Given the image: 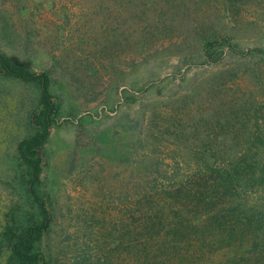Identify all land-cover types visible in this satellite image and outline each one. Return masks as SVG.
Listing matches in <instances>:
<instances>
[{"label":"rangeland","instance_id":"1","mask_svg":"<svg viewBox=\"0 0 264 264\" xmlns=\"http://www.w3.org/2000/svg\"><path fill=\"white\" fill-rule=\"evenodd\" d=\"M193 1L188 11L171 13L174 22L165 26L163 18L146 11L154 26L124 40L112 37L111 29L117 26L114 35H123L131 25L124 22L128 13L111 16L108 0H0V51L31 72L47 71L58 106L48 137L36 150L41 168L36 190L53 212L40 242L46 264H72L83 252L108 250L116 237L112 227L123 213L128 166L142 169L137 140L144 117L154 120L164 108L172 117L180 110L198 113V100L189 105L199 95L205 100L210 76L231 63L251 68L259 59L264 0H239V15L231 14L228 0L206 12ZM155 3L147 2L145 9L168 4ZM215 30L229 32L243 53H255L225 56L216 67L205 64L197 57L201 37ZM253 73L239 85L253 89ZM40 110L38 84L0 68V264H10L4 233L12 220L38 216L27 191L30 170L19 159L17 144L37 131ZM198 119L195 115L190 123ZM239 251L223 249L212 261Z\"/></svg>","mask_w":264,"mask_h":264},{"label":"trees","instance_id":"2","mask_svg":"<svg viewBox=\"0 0 264 264\" xmlns=\"http://www.w3.org/2000/svg\"><path fill=\"white\" fill-rule=\"evenodd\" d=\"M108 1L111 16L128 13L124 22L131 25L123 35H114L117 26L111 29L112 37L127 40L135 30L154 26V17L144 15L146 11L163 18L165 26L174 22L171 13L188 11L193 0H166L168 4L157 11L145 9L147 2L157 0ZM220 3L223 0L193 1L205 12L218 10ZM227 4L232 15L243 8L239 0ZM142 23L147 24L140 27ZM233 40L227 31L205 33L197 57L214 67L232 54L245 57L256 52L259 59L251 68L231 63L210 76L205 100L199 95L189 105L198 100V113L180 110L173 118L164 108L154 120L142 119L137 140L142 169L133 172L128 166L122 217L111 231L116 237L107 251L83 252L72 264H264V50L246 54ZM0 68L9 76L36 82L41 104L37 131L17 144L19 159L30 170L27 191L38 216L27 213L6 228L9 263L46 264L40 242L53 224V212L48 198L36 190L41 169L36 150L47 139L58 106L47 71L31 72L1 51ZM253 71V89L241 87L242 76ZM193 115L199 119L191 124ZM231 247L240 251L212 261L217 252Z\"/></svg>","mask_w":264,"mask_h":264}]
</instances>
